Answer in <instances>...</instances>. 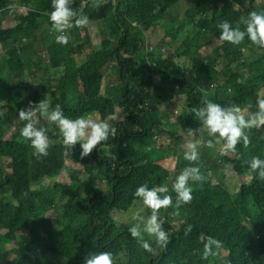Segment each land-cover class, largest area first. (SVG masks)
I'll use <instances>...</instances> for the list:
<instances>
[{
	"label": "clouds",
	"instance_id": "obj_1",
	"mask_svg": "<svg viewBox=\"0 0 264 264\" xmlns=\"http://www.w3.org/2000/svg\"><path fill=\"white\" fill-rule=\"evenodd\" d=\"M101 3L107 0H0V264H132L157 249L167 250L171 260L156 264H220L234 250H219L227 227L200 223L218 193L213 189L205 202L191 203L192 193L195 186L231 178L184 167L177 156L184 153L197 164V137L207 133V147L222 142L221 156L239 158L237 145L247 148L251 130L264 127V98L252 111V103L223 106L205 97L191 109L203 130L195 129L180 116L183 97L159 90L189 76L184 59L161 47L153 52L150 21L163 26V20L101 21ZM43 5L51 23L22 27ZM89 9L98 24L91 23ZM240 13L247 16L243 30L223 20L219 39L240 45L247 37L264 53V8ZM195 37L202 62L217 69L211 60L217 54L200 28ZM45 56L52 61L44 63ZM62 57L73 75H45L43 68ZM166 57L171 60L152 76L151 67ZM2 72L24 75L26 86H8ZM19 100L24 107L12 112L9 106ZM163 106L179 117H163ZM55 148L63 157L47 171L28 167L26 161L49 157ZM258 153L244 163L263 181L264 146ZM15 191L27 202L12 199ZM249 212L245 207L227 216L238 218L233 230L255 236L264 247V223L248 220ZM194 244L204 245L202 257ZM256 257L264 260V248L247 250L242 259Z\"/></svg>",
	"mask_w": 264,
	"mask_h": 264
},
{
	"label": "rangeland",
	"instance_id": "obj_2",
	"mask_svg": "<svg viewBox=\"0 0 264 264\" xmlns=\"http://www.w3.org/2000/svg\"><path fill=\"white\" fill-rule=\"evenodd\" d=\"M43 5L39 10L38 17L33 19L27 18L26 26L32 25L33 21L49 22V14H46V8ZM99 8L103 11L101 21L122 22L144 18L146 16L160 15L163 18V26L158 25L153 20L150 21V29L153 33V42L156 46L166 48V41L161 34L169 32H187V42L193 48V52L186 54L183 59L187 62L192 78L188 80L172 81L167 86H161L160 92L164 95L181 96L184 99L185 108L180 114L184 119L189 120L195 129H198L199 121L195 119L191 112L192 108L202 105L206 97L210 100L215 98L216 103L227 106L230 102L244 106L248 103L253 104L252 111L256 110L255 104L257 98H264V73L260 69V63H264V53L259 52L258 48L251 44L245 38L240 45H233L223 42L219 39L220 29L217 25L223 20H228L233 27L239 26L243 30V16L240 11H257L264 8V0H156L154 8L147 1L143 0H107V3H101ZM88 16L91 23L98 24L94 17L92 9L88 10ZM194 18L197 26L208 30L212 33L213 39L210 46L226 61L227 68L225 77L221 81L227 86L224 90L218 80V70L212 64L202 62V53L198 40L191 34V27L187 20ZM72 30L69 29L66 34ZM172 40V36L169 37ZM166 57L163 61L156 62L155 66L150 69L152 76L162 71V63L170 61ZM121 62L122 59L118 58ZM240 61L241 67L238 69L233 62ZM48 61H45V63ZM43 72L51 78L64 77L69 79L74 69L66 58H58L56 66L44 67ZM2 81L12 88H23L26 86L24 75L19 74L16 77H10L2 72ZM214 101V100H213ZM24 102L19 100L15 105H10L12 112H17L18 107L23 106ZM70 107L67 106V110ZM161 115L167 119L174 120L179 114L170 110L167 106L161 109ZM24 139V138H23ZM210 139L207 134H199L197 140L200 141L198 162L206 163V168L201 171L203 174L221 175L228 174L230 181L219 184V197L215 205L205 210L200 217V223L204 227H211L216 223L224 221L227 229L223 233L221 251L229 252V246L234 250L229 253L226 260L220 264H264V260L256 257L253 261L243 260L245 251L250 250L258 254L260 247L255 244L256 237L253 235H244L238 233L232 228L238 222V218L224 219L229 210L244 212L245 207H250L247 219L250 221L264 223V180L256 178L251 173L244 161L250 160L252 156H259L258 147L264 146V127L251 130L252 143L247 147L248 154L242 157L237 145V155L221 156L220 146L222 142L217 143L215 149L207 147V140ZM62 155V151L56 148L54 158L57 159ZM210 157H214L217 165L209 163ZM177 160L184 166H194L184 159V154L177 156ZM13 164L19 165V161L12 159ZM197 162V163H198ZM28 167L32 170L47 171L52 162L47 159L36 161H26ZM193 200L191 203H203L208 198V188L203 183L201 188H193ZM23 203L25 197L20 192H13L10 196ZM264 238V237H263ZM197 255L202 257L204 245H193ZM189 256L188 248H183ZM193 261V257H189Z\"/></svg>",
	"mask_w": 264,
	"mask_h": 264
},
{
	"label": "trees",
	"instance_id": "obj_3",
	"mask_svg": "<svg viewBox=\"0 0 264 264\" xmlns=\"http://www.w3.org/2000/svg\"><path fill=\"white\" fill-rule=\"evenodd\" d=\"M143 1H147L149 3V5L154 8V4H155V1L156 0H143ZM99 8V6H98ZM99 10L101 11V17L103 16V11L99 8ZM34 17H31V19H33ZM154 18L156 20H159L160 18L163 20V18L158 15V14H155L154 15ZM0 19H1V13H0ZM36 22L38 21H33L32 22V25L30 26H26L27 23H28V20L23 23L21 26L24 27L25 29H29L31 26H33L34 24H36ZM42 23V22H41ZM45 23H51L50 21L49 22H45ZM43 23V24H45ZM187 24L191 27V34L195 37V31L197 28H200L197 26V21L196 19L194 18H190L187 20ZM203 33H204V37L206 39V45L208 46V48H210L213 52H215L217 54V58L215 57H211V60L215 63V65L217 66V70H218V80L220 82V85L221 87L224 89V90H228L227 89V86L221 81L222 77L221 75L223 74L224 77H225V74H226V68H227V63L226 61H224L220 56L219 54L210 46V42L212 41L213 39V36H212V33L208 30H205V29H202L200 28ZM172 36V40H169V37ZM161 37L164 38V40L166 41V50H167V55L168 56H173V58H176V57H180L183 59V57L188 54V53H191L193 52V48H190L191 46L188 44L187 42V32H184V31H180V32H169L167 31L166 33H163L161 34ZM196 38V37H195ZM183 44H185L187 47H189L190 50H187L185 51L184 47H183ZM151 46H152V49H153V52L157 53L156 52V49L160 48L158 46H156L154 44V42H151ZM258 48V47H257ZM259 52H260V48H258ZM45 61H48V62H51L52 59L48 56H45L44 58V63ZM46 62V63H48ZM156 64V62H155ZM155 64L152 66L154 67ZM233 65L236 67V68H240L241 67V62L240 61H235L233 62ZM151 67V68H152ZM260 69L261 71L264 73V63H260ZM193 76L191 74V72L189 71V76L188 78H185V79H181V80H188V79H191ZM223 77V78H224ZM15 89H21V88H15ZM214 102H217V100L215 98H213ZM24 107L23 106H20L18 107L19 108H22ZM184 108H185V103H184V106L182 108V112L184 111ZM18 111V110H17ZM181 112V113H182ZM198 128L201 129V126H200V123L198 125ZM203 130V129H201ZM206 133V132H205ZM207 134V133H206ZM260 147V146H259ZM56 149V148H55ZM55 149L52 151L51 155L49 157H46V158H35L33 161H36V160H39V159H47V160H50L52 162L51 166L52 167L56 162H58L62 157H63V150L60 149L62 151V155L55 159L54 158V151ZM239 150L242 154V157H246L247 154H248V150L247 148H245L244 146H241L239 147ZM184 154V153H182ZM209 163L211 165H217L218 164V161L214 158V157H210L209 159ZM194 166H200L201 168V171H204L205 168H206V163L204 162H198L197 164H195ZM208 173H205L204 175H206ZM223 174L221 175H215L218 179H220V177L222 176ZM222 183H227V182H224V181H221V180H218V182L212 187L210 186L209 184H206V187L208 188V198L210 196V193L211 191L214 189L217 191L218 193V197H219V191H218V186L219 184H222ZM203 186V184L201 185H198V186H195V187H198V188H201ZM218 197H217V201H218ZM207 198V200H208ZM216 201V203H217ZM27 202V199L25 198V201L23 203H26ZM215 203V204H216ZM214 204V205H215ZM212 207V206H211ZM249 207V206H247ZM250 208V207H249ZM224 219H234V217H229L227 216V213L224 217ZM220 224H223L224 226L225 223L224 221L221 222ZM246 235V234H244ZM264 237V236H263ZM264 247H260V249H263ZM225 252V251H224ZM171 260V254L167 251V250H159L157 249L156 250V253L155 254H152V253H148L146 251H144L139 257L136 258V260L132 263V264H156V263H167Z\"/></svg>",
	"mask_w": 264,
	"mask_h": 264
}]
</instances>
